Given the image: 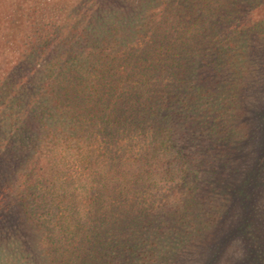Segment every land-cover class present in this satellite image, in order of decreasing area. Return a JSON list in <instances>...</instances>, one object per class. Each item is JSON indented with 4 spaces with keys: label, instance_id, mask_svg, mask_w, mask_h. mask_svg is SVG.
<instances>
[{
    "label": "trees",
    "instance_id": "obj_1",
    "mask_svg": "<svg viewBox=\"0 0 264 264\" xmlns=\"http://www.w3.org/2000/svg\"><path fill=\"white\" fill-rule=\"evenodd\" d=\"M0 264H264V0H0Z\"/></svg>",
    "mask_w": 264,
    "mask_h": 264
},
{
    "label": "rangeland",
    "instance_id": "obj_2",
    "mask_svg": "<svg viewBox=\"0 0 264 264\" xmlns=\"http://www.w3.org/2000/svg\"><path fill=\"white\" fill-rule=\"evenodd\" d=\"M230 254L235 255V252H234V251L227 252V257L230 256ZM233 255H232V256H233Z\"/></svg>",
    "mask_w": 264,
    "mask_h": 264
}]
</instances>
